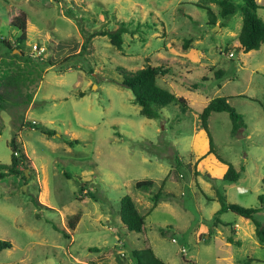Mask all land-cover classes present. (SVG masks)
<instances>
[{
  "label": "rangeland",
  "instance_id": "374dc122",
  "mask_svg": "<svg viewBox=\"0 0 264 264\" xmlns=\"http://www.w3.org/2000/svg\"><path fill=\"white\" fill-rule=\"evenodd\" d=\"M234 2L220 25L218 15L208 23L201 7L217 14L216 0H0V39L15 43L10 19L19 11L26 34L21 56L0 42V83L15 77L5 88L16 99L0 109V162H9L13 135L32 161L30 169L17 165L26 181L20 173L0 177V239L10 242L0 249V264L133 263L131 249L146 246L167 264H240L247 257L264 264V241L251 219L230 210L212 216L215 189H222L227 201L260 205L253 216L264 223L257 198L264 192V45L237 47L241 1ZM257 13L264 20V8ZM115 28L123 29L120 47L104 34L83 44L91 31ZM32 44L39 52H30ZM146 62L168 66L156 82L185 99L183 110L169 104L147 118L131 91L110 80ZM217 95L245 123L231 133L226 111L206 119L215 152L243 167L233 182L206 177L219 165L207 152L199 112ZM146 178L150 189L134 187ZM160 184L161 199L152 205L149 194ZM123 194L144 214L140 232L119 220Z\"/></svg>",
  "mask_w": 264,
  "mask_h": 264
},
{
  "label": "trees",
  "instance_id": "16d2710c",
  "mask_svg": "<svg viewBox=\"0 0 264 264\" xmlns=\"http://www.w3.org/2000/svg\"><path fill=\"white\" fill-rule=\"evenodd\" d=\"M235 0H216L218 5L217 14H215L210 7L206 5H201L202 8L207 12V22L214 24L215 18L218 15L221 17L220 25L225 24L226 18L232 15L236 9ZM240 12H241V23L239 30L236 35L237 47L242 51H248L253 48H258L261 43L264 42V20L258 15L257 9L259 7L264 8V4L258 5L256 0H240ZM10 24L16 28L17 36L15 43L11 45L8 40L0 39V42L3 46L7 47L9 50L15 48L17 52L12 53L14 56H21L22 51L19 49V43L25 39V13L24 11H19L10 19ZM80 32L84 33V30L79 26ZM123 29H105V30H93L83 38V44L87 43L90 36L94 34H104L107 35L109 41L116 47H120L122 41ZM189 38H185L182 41V45L188 43ZM42 62V61H40ZM45 64L49 65L52 61L46 59L43 61ZM169 72L168 66L163 64H151L146 62L141 67L130 70L121 68L118 77L115 79H110L119 84L120 86L126 87L131 91L132 97L131 100L133 103L138 105V112L147 117V118H157L160 116V110L162 107H165L169 104L177 103L180 110L184 109L185 99L182 96H177L167 88L159 85L156 82V76L158 74H164ZM221 70H214V75H219ZM15 77H7L6 80L1 81L0 84H3L4 88L0 89V109L4 107L6 102L16 101L15 97L11 98L10 93L8 92L7 85L12 83V80ZM195 86V85H194ZM29 99V97H27ZM225 96L217 95L209 98L207 102L203 105L199 112L200 126L204 132L207 141V152L210 153L213 159L218 163L219 167L211 174H208L206 177L210 180H215L217 178L227 181H236L239 176V170H242V166L239 169H235L234 166L223 159L219 154L214 150L212 139L207 129L206 119L210 111H220L224 110L228 113L231 119V133H234L240 128H244L245 123L241 118V114L237 112L226 100ZM262 112L264 114V101L259 103ZM26 125H36L37 123L33 120L25 121ZM41 127V130L46 133V135L54 133V130L51 128ZM68 144H73L76 142L74 139H67ZM10 146V156L9 162L4 163L0 162V177L8 173H20L23 181L25 173L23 169H18L17 165L22 164L23 167L30 169L32 166V161L25 154L21 143H17L15 136H11L8 140ZM177 164L179 162L176 161ZM261 187L264 190V171L260 177ZM196 182V181H195ZM163 180L161 181V184ZM153 181L151 179H138L135 180L133 185L135 188L140 190L150 189L152 187ZM161 184L156 191H153L149 194V199L151 204H156L159 199H161ZM224 190L215 189V197L219 203L218 208L213 212L212 216L216 220H219L217 215L225 210H230L240 216L249 218L252 220L254 225V234L259 242L264 241V223L259 222L253 216V214L261 208V206H243L235 202L227 201L225 198ZM259 202L264 203V192H261L257 195ZM32 202L35 205L40 206V203L32 197ZM263 207V206H262ZM36 216H39L36 213ZM118 216L119 220L123 226L131 231L140 232L143 229L144 224V214L137 211L133 200L128 194H123L119 198V207H118ZM78 218L77 214H73L69 219H67L68 227L72 228ZM228 241H231L232 238L228 237ZM10 247V242L0 239V249ZM130 257L133 263L123 262L122 264H167L160 258H158L152 251L149 246L142 248H134L130 251ZM252 260L251 257H247L240 264H248ZM90 264H109L106 262H97Z\"/></svg>",
  "mask_w": 264,
  "mask_h": 264
},
{
  "label": "built area",
  "instance_id": "2783aa9c",
  "mask_svg": "<svg viewBox=\"0 0 264 264\" xmlns=\"http://www.w3.org/2000/svg\"><path fill=\"white\" fill-rule=\"evenodd\" d=\"M37 45H35V44H32L31 45V50H30V52H35V51H37V52H39V49H38V47H36ZM31 54V53H30ZM228 55H231V52H228ZM172 240H174L173 238H172ZM181 249H182V247H181Z\"/></svg>",
  "mask_w": 264,
  "mask_h": 264
},
{
  "label": "crops",
  "instance_id": "0c3cea01",
  "mask_svg": "<svg viewBox=\"0 0 264 264\" xmlns=\"http://www.w3.org/2000/svg\"><path fill=\"white\" fill-rule=\"evenodd\" d=\"M257 2V1H256ZM257 4L258 5H262V4H264V3H260V2H257ZM216 18H217V16H216ZM226 23V22H225ZM225 25V24H224ZM239 25L237 24V27H238ZM264 45V42L263 43H261L259 46H261V45ZM245 222L247 221V219H243Z\"/></svg>",
  "mask_w": 264,
  "mask_h": 264
},
{
  "label": "water",
  "instance_id": "95a60500",
  "mask_svg": "<svg viewBox=\"0 0 264 264\" xmlns=\"http://www.w3.org/2000/svg\"><path fill=\"white\" fill-rule=\"evenodd\" d=\"M25 175H27L26 172H25ZM24 187H25V185H24Z\"/></svg>",
  "mask_w": 264,
  "mask_h": 264
}]
</instances>
